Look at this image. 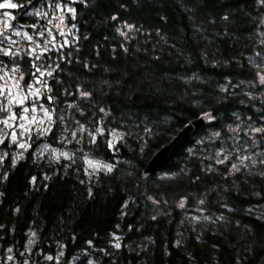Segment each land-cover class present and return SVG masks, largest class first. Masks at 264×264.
<instances>
[{
  "label": "trees",
  "instance_id": "trees-1",
  "mask_svg": "<svg viewBox=\"0 0 264 264\" xmlns=\"http://www.w3.org/2000/svg\"><path fill=\"white\" fill-rule=\"evenodd\" d=\"M14 1L18 25L44 23L49 2L73 5L77 40L38 58L0 51L27 81L49 72L43 102L54 123L40 141L72 158L0 145V255L264 264V0ZM208 113L164 168L141 177ZM86 157L112 170L89 172Z\"/></svg>",
  "mask_w": 264,
  "mask_h": 264
},
{
  "label": "rangeland",
  "instance_id": "rangeland-1",
  "mask_svg": "<svg viewBox=\"0 0 264 264\" xmlns=\"http://www.w3.org/2000/svg\"><path fill=\"white\" fill-rule=\"evenodd\" d=\"M15 4L14 0H0V51L5 54L26 52L31 57L38 58L51 48H58L70 44L78 39L75 25L70 22L74 17V8L71 3L49 2L40 12L45 22L38 25H18L13 9L2 5ZM264 33V32H263ZM260 69L259 79L264 80V55L256 60ZM33 66V64L31 65ZM38 73L32 80L33 75ZM49 72L38 67L27 75L21 67L14 64H3L0 61V145L8 140L13 145L14 152L22 156L33 146L43 156L53 159L72 158L70 151L42 144L40 138L48 132L54 123V114L46 103L43 95L46 92ZM259 94H264V82ZM15 137V139H13ZM23 145V147H22ZM86 167L89 172L107 170L112 165L103 160L86 157ZM32 242V241H31ZM23 256V260L20 257ZM31 251L26 249L20 256L9 249L5 255H0V264H32ZM61 258L58 254L56 262ZM51 261L52 256L46 257ZM94 263L93 258L89 259ZM69 264H78L77 259Z\"/></svg>",
  "mask_w": 264,
  "mask_h": 264
},
{
  "label": "water",
  "instance_id": "water-1",
  "mask_svg": "<svg viewBox=\"0 0 264 264\" xmlns=\"http://www.w3.org/2000/svg\"><path fill=\"white\" fill-rule=\"evenodd\" d=\"M211 118V114H204L190 121L176 136L162 148H160L149 160L141 173L143 179L164 168L174 157V155L191 141L197 131L206 124Z\"/></svg>",
  "mask_w": 264,
  "mask_h": 264
},
{
  "label": "snow or ice",
  "instance_id": "snow-or-ice-1",
  "mask_svg": "<svg viewBox=\"0 0 264 264\" xmlns=\"http://www.w3.org/2000/svg\"><path fill=\"white\" fill-rule=\"evenodd\" d=\"M2 6H4V7H16V5L15 4H6V5H2ZM13 139H15V137H13ZM22 147H23V145H22ZM108 167V171H111L112 169H111V166H107ZM120 245L119 244H117L116 245V247H119Z\"/></svg>",
  "mask_w": 264,
  "mask_h": 264
}]
</instances>
